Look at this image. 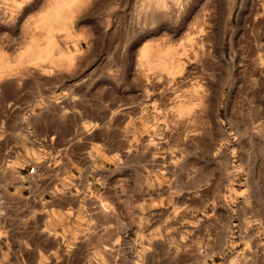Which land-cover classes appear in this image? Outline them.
<instances>
[{"label":"rangeland","instance_id":"obj_1","mask_svg":"<svg viewBox=\"0 0 264 264\" xmlns=\"http://www.w3.org/2000/svg\"><path fill=\"white\" fill-rule=\"evenodd\" d=\"M6 135L0 264H264V0H0Z\"/></svg>","mask_w":264,"mask_h":264},{"label":"crops","instance_id":"obj_2","mask_svg":"<svg viewBox=\"0 0 264 264\" xmlns=\"http://www.w3.org/2000/svg\"><path fill=\"white\" fill-rule=\"evenodd\" d=\"M17 116L18 124L16 122L14 129L16 133L23 126L21 111ZM20 144L21 142H17V139L12 136L6 135L4 138H0V198L7 200L8 196H13L14 199H30L36 205L40 203L47 205L54 199L49 190L53 180L48 183L46 179L38 181L34 178L41 175L48 177L50 170L48 168L40 169L39 162L43 157L50 158L52 152L48 148H40L38 141L30 142L26 148ZM63 158L65 157L63 156ZM42 166L43 164L41 168ZM97 231L109 233L108 240L111 244H114L118 238V228L113 223L109 225L100 223Z\"/></svg>","mask_w":264,"mask_h":264}]
</instances>
